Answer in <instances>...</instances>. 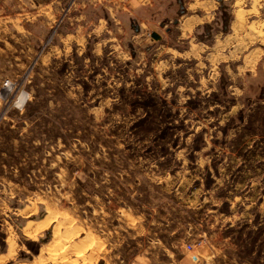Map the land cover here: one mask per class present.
Wrapping results in <instances>:
<instances>
[{"label": "rangeland", "instance_id": "rangeland-1", "mask_svg": "<svg viewBox=\"0 0 264 264\" xmlns=\"http://www.w3.org/2000/svg\"><path fill=\"white\" fill-rule=\"evenodd\" d=\"M54 1L0 0V264H264V73L178 56L234 7Z\"/></svg>", "mask_w": 264, "mask_h": 264}, {"label": "crops", "instance_id": "crops-1", "mask_svg": "<svg viewBox=\"0 0 264 264\" xmlns=\"http://www.w3.org/2000/svg\"><path fill=\"white\" fill-rule=\"evenodd\" d=\"M90 1L93 8L97 7L102 9L104 13L109 17L110 9L107 7L108 0H85ZM153 0H132L131 11H135V8L139 6H145L152 2ZM180 7L184 6L182 12H180V20L175 19V26L179 28L180 36L187 37L193 35L197 28L202 25L209 24L215 16H220L221 12L224 11V7L229 6L231 9L232 19L224 20L221 19V27L214 37L216 41L214 44L207 46L202 42L194 43L193 40L189 42V47L187 50L178 52V56L184 59H194L199 60L200 56L208 50L207 61L210 67L215 66L218 62H226L228 59L234 61L237 55L243 54L246 48L250 46V50L244 53L242 57V64L240 66L244 68H258L264 73V0H188V2H183V0H177ZM64 1L55 0L57 6H60ZM34 3V2H33ZM248 3V9H242L244 5ZM43 10L44 14L49 15L50 9L52 7L51 0H43ZM242 11V12H241ZM99 13V11L97 10ZM219 12V15L218 13ZM85 12H82L80 18H83ZM243 13V14H242ZM222 15V14H221ZM244 15V18L242 17ZM96 16V14H95ZM101 16L98 14V19ZM250 19L249 25L247 20ZM218 21L220 19H217ZM223 20V21H222ZM238 21V23H236ZM241 23V24H240ZM238 25V26H237ZM162 28L165 27L164 24L161 25ZM238 27V29L235 28ZM263 28V29H262ZM210 29V26L207 27ZM167 32H170L167 29ZM157 37L156 35L154 36ZM231 43L234 44L235 50L228 54L223 53L227 45ZM236 57V58H235ZM195 224V223H194ZM191 228V227H190ZM190 228H188L190 230ZM193 230V229H192ZM4 253H0V258H2ZM199 258L196 256H191L190 258L184 259L181 264H196ZM7 261L6 263H8Z\"/></svg>", "mask_w": 264, "mask_h": 264}, {"label": "bare ground", "instance_id": "bare-ground-1", "mask_svg": "<svg viewBox=\"0 0 264 264\" xmlns=\"http://www.w3.org/2000/svg\"><path fill=\"white\" fill-rule=\"evenodd\" d=\"M242 12V11H241ZM243 14V13H242ZM243 18H244V20H245V17H244V15L242 16ZM236 23H238V21L236 22ZM241 24V23H240ZM238 26V25H237ZM235 28H236V26H235ZM236 29H238V27L236 28ZM25 100H26V96L23 94V95H21L20 97H19V99H18V104L19 105H23L24 103H25Z\"/></svg>", "mask_w": 264, "mask_h": 264}, {"label": "built area", "instance_id": "built-area-1", "mask_svg": "<svg viewBox=\"0 0 264 264\" xmlns=\"http://www.w3.org/2000/svg\"><path fill=\"white\" fill-rule=\"evenodd\" d=\"M69 10H70V9H68L67 11L69 12ZM8 84H9V83H6L5 86H8ZM187 249H188L189 251H191V250H192V246H191V245H188V246H187Z\"/></svg>", "mask_w": 264, "mask_h": 264}, {"label": "trees", "instance_id": "trees-1", "mask_svg": "<svg viewBox=\"0 0 264 264\" xmlns=\"http://www.w3.org/2000/svg\"><path fill=\"white\" fill-rule=\"evenodd\" d=\"M157 38V37H156Z\"/></svg>", "mask_w": 264, "mask_h": 264}]
</instances>
